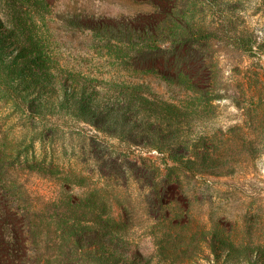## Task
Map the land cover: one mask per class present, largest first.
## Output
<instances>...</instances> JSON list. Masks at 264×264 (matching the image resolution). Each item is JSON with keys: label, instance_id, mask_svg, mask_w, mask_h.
Wrapping results in <instances>:
<instances>
[{"label": "rangeland", "instance_id": "374dc122", "mask_svg": "<svg viewBox=\"0 0 264 264\" xmlns=\"http://www.w3.org/2000/svg\"><path fill=\"white\" fill-rule=\"evenodd\" d=\"M34 5L47 15L46 26L38 21L44 14H34ZM0 18L11 29L10 53H17V40L30 47L28 32L49 29L54 38L46 45L61 53V64L77 69L73 79L98 87L136 74L126 72L125 64L107 55V48L86 37L89 29L105 21L116 25L111 31L155 30L158 57L169 74L145 76L144 85L180 104L175 124L166 121L162 128L182 144L176 156L182 165L172 169L168 154L133 148L130 160L147 170L143 178L130 171L102 177L96 158L103 145L123 149L125 143L73 117V107L55 110L53 122L61 130L45 145H30L28 161L14 169L29 202L48 211L42 203L54 201L59 192L84 197L96 184L100 193L84 204L96 206L99 214L110 211L122 229L120 234L104 227V217L97 223L100 231H90L88 245L98 246L102 264H264V0H0ZM187 23L205 27L206 48L193 49L190 37L170 33ZM188 80L199 82L215 98L185 92ZM40 84L28 91L38 94ZM46 85L44 97L53 88ZM93 140L102 141L98 153ZM33 158L34 163L45 159V164L54 162L77 173L92 170V179L64 188L53 176L30 170ZM122 158L123 169H130L132 164ZM167 200L173 201L170 210L162 205ZM2 210L0 206V215ZM174 211L184 233L164 235L166 227L159 220Z\"/></svg>", "mask_w": 264, "mask_h": 264}, {"label": "trees", "instance_id": "16d2710c", "mask_svg": "<svg viewBox=\"0 0 264 264\" xmlns=\"http://www.w3.org/2000/svg\"><path fill=\"white\" fill-rule=\"evenodd\" d=\"M171 2L167 0V3ZM33 12L44 14L38 17V21L43 27L46 26L48 17L45 12L35 5ZM30 24L33 29L36 28L34 21ZM97 25L89 29L86 37L107 48V55L110 58L115 56L125 64L122 68L126 72L133 71L135 77L113 78L112 82L102 87L91 85L89 80L73 79L72 73L77 69L61 64V53L46 45L54 38L49 29L28 32L26 40H30V47L17 40V53L13 55L8 39L12 34L11 29L0 18V206L3 209L0 215V264H102L98 246L88 245L90 231L99 232L97 223L105 217L104 227L111 226L113 232H122L118 218L110 211L99 214L96 206L87 207L84 204L85 199L89 200L95 193H100L96 184H91V189L84 197L70 198L64 191L59 192L54 201L42 203L43 208L48 207V211H42L29 202L23 184L13 177L16 164L28 161L26 154L30 145L36 141L45 145L55 138L58 129L61 130L62 125L53 122L52 112L55 110L63 113L64 109L73 107V117L125 143L123 149H109L103 145L104 151L100 152L98 147L102 141L93 140V149L101 155L96 158L100 164L98 170L106 179L108 172L116 177L120 174L126 176L128 171L137 178L147 176L145 168L139 166L136 160H130L133 148L148 153L156 151L168 154L173 160L172 169L182 165V161L176 157L177 148L182 144L164 135L162 128L166 121L169 125L175 124L179 101L165 100L159 92L145 86L143 81L150 74H169L163 69L162 60L158 57V33L153 30L151 33L143 31L135 34L128 29L123 33L120 28L111 31L116 25L105 21ZM177 29L170 33L190 37L193 41L188 46L197 50L207 47L209 33L205 27L187 23L184 28ZM147 57L152 59L148 60ZM171 75L176 79L181 77V73ZM41 82L38 94L28 91ZM172 82L184 84V81ZM46 83H50L53 88L50 95L44 97ZM186 84L188 87H185V92L192 90V94L201 93L205 97L215 98L214 93L203 92L197 81L188 80ZM87 147H83L85 154L89 153ZM122 156L132 164L130 169H123ZM34 160L37 161L33 158L30 170L53 176L64 188L71 182L79 187L92 179V170L86 171L84 168L77 173L54 162L45 164V159L40 163H34ZM152 176L155 182L157 175L153 173ZM172 203L167 200L162 205L170 210ZM175 213H167L159 220L158 224L166 227L164 235L184 233L182 226L178 230L180 223ZM88 216L89 220L83 219Z\"/></svg>", "mask_w": 264, "mask_h": 264}]
</instances>
